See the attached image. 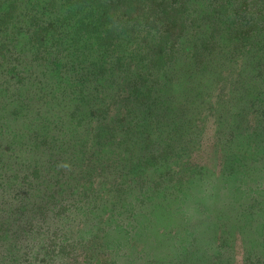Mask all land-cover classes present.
<instances>
[{
    "label": "trees",
    "instance_id": "1",
    "mask_svg": "<svg viewBox=\"0 0 264 264\" xmlns=\"http://www.w3.org/2000/svg\"><path fill=\"white\" fill-rule=\"evenodd\" d=\"M257 172L264 0H0V264H159L189 185ZM257 200L228 218L241 264Z\"/></svg>",
    "mask_w": 264,
    "mask_h": 264
},
{
    "label": "rangeland",
    "instance_id": "2",
    "mask_svg": "<svg viewBox=\"0 0 264 264\" xmlns=\"http://www.w3.org/2000/svg\"><path fill=\"white\" fill-rule=\"evenodd\" d=\"M253 177L246 180L241 175L224 178L221 174H204L194 181L184 192L178 207L180 215L170 217L164 224L165 227L176 229L171 240L157 248V242L162 239L157 237L156 241L158 232H155L150 243V258L159 264H216L219 251L217 247L227 239L236 247V264H241V247L250 236L243 229V233L238 232L231 238V233L236 227L241 228L242 224L227 226V223L228 218L236 213L233 211L239 209L249 194L256 195L257 201L264 200V175L257 172ZM256 219L259 220L256 232L262 234L264 209ZM226 233L230 236H224ZM91 234L92 228L88 227L86 235L89 237ZM140 247L143 248L144 245ZM145 251H149V243ZM221 255L227 259V256Z\"/></svg>",
    "mask_w": 264,
    "mask_h": 264
}]
</instances>
